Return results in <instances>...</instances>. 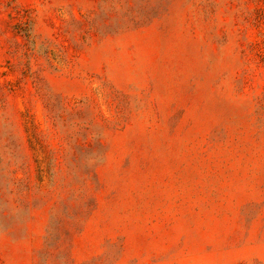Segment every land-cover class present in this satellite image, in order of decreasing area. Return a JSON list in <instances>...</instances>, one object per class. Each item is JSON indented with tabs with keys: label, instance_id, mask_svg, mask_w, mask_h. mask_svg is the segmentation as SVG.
<instances>
[{
	"label": "rangeland",
	"instance_id": "obj_1",
	"mask_svg": "<svg viewBox=\"0 0 264 264\" xmlns=\"http://www.w3.org/2000/svg\"><path fill=\"white\" fill-rule=\"evenodd\" d=\"M0 264H264V0H0Z\"/></svg>",
	"mask_w": 264,
	"mask_h": 264
}]
</instances>
